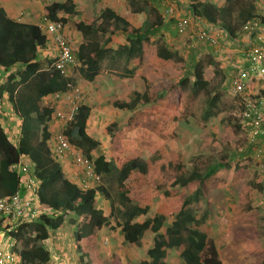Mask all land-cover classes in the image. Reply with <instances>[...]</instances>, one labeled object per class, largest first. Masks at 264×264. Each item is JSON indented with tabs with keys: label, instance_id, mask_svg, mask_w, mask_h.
Returning <instances> with one entry per match:
<instances>
[{
	"label": "trees",
	"instance_id": "obj_1",
	"mask_svg": "<svg viewBox=\"0 0 264 264\" xmlns=\"http://www.w3.org/2000/svg\"><path fill=\"white\" fill-rule=\"evenodd\" d=\"M255 2L256 0H220V3L213 0H189L188 7L193 17H201L206 25L217 27L227 36H233L247 20L257 18L259 22L264 21L263 13L258 10ZM162 3V0H124V5L130 12L145 13L146 19L138 26L108 6L100 8L93 17H74L75 5L72 0L46 2L42 7V15L61 22L67 20L64 16L67 15L74 28L80 32L82 40L77 44L74 56L78 61L75 73L82 78L92 80L104 60L110 59V64L114 60L118 62L119 59L115 57L121 54L125 59L120 70L129 69V73L144 80L146 77L141 71V65L145 54L151 67L163 74L162 67L179 61L186 73L183 72L177 79V86L183 89L190 83L188 93L191 95L200 91L209 93L204 117L215 115L219 86L210 85L209 78L205 75V64H213L215 68L217 63L208 57V45H198V40L193 35L187 46L188 62L185 64L184 58L159 36L150 38L160 31L163 15L159 8ZM171 18L172 15H169L168 19L172 22ZM115 33L123 35L127 42L112 48L109 42ZM45 43L46 36L36 23L12 19L0 6V67L8 71L16 64L18 66L15 71H8L0 78V95L3 91L6 92L14 113L22 118L16 142L9 138L0 122V195L19 189V177L10 165L24 154L31 159L34 172L40 180L37 192L39 206L47 209L35 219L13 228L11 233L15 238L19 264H43L48 260V250L37 243L48 236L49 230L61 227L68 212H73L78 217L76 223L75 220L72 222L75 251L81 264H124L120 258L118 262H107L99 253L98 232L110 217L116 218L113 225L119 229L120 240L132 246L140 243L145 230L154 234L152 245L145 252L146 259L129 264H166L164 258L172 248H180L179 255L185 264H225L212 240L214 230L206 222L207 211L194 213L189 207L199 200L207 179L213 176L218 167L228 166L229 159L223 157L217 160L205 172H200L195 167L189 169L178 151L176 127L180 118L176 110L167 108L152 90L148 92L146 84V90L134 92L129 101L117 98L112 101L121 109L133 110L137 105L140 106L127 120L130 124L127 129L132 132L125 143L116 145L118 137L114 131L111 132L110 158L102 153L92 158L91 151L99 141L85 130L90 109L86 104L79 107L69 125L63 128L69 141L92 159L95 171L104 179L113 180L109 185L106 184L112 189V193L103 184L82 189L65 176L49 146L51 134L48 121L53 109L44 103L43 97L62 89L64 80L57 70L49 66L51 59L40 57V49L45 47ZM200 48H207V57L194 56L196 49ZM128 59L134 60L132 67H127ZM110 66H114V63ZM211 90H214L212 95ZM144 121H152L154 124L147 145L146 142L138 141L135 134L134 123ZM233 121L237 126L244 122L242 119L240 122ZM257 141L264 145V135H259ZM139 143H144L145 146L137 152L135 146ZM248 146L244 152L238 151V156L247 154L249 148L252 152L253 145ZM254 158L257 161V157ZM251 183L258 192H263L264 177L257 175L256 180ZM98 193L108 198L106 215L96 205ZM155 197L159 198V202L153 213L140 219L148 212ZM238 209L245 215L251 213L254 206L248 201ZM220 217L221 223L229 221L226 215ZM167 218H170V222L164 225ZM263 239L264 236L250 237L252 252L264 250ZM88 244L91 246L90 250L87 248ZM261 264H264V257Z\"/></svg>",
	"mask_w": 264,
	"mask_h": 264
},
{
	"label": "rangeland",
	"instance_id": "obj_2",
	"mask_svg": "<svg viewBox=\"0 0 264 264\" xmlns=\"http://www.w3.org/2000/svg\"><path fill=\"white\" fill-rule=\"evenodd\" d=\"M44 1L49 2L51 0ZM75 1L78 11V13L75 14V17L77 18L93 17L97 14L98 9L106 4H114L116 8L119 7V9L122 10V12L124 11L125 14L133 16L132 12H130L120 0ZM213 1L220 3V0ZM255 4L257 8L258 5L260 8L264 4V1L261 0L260 5L259 0H256ZM139 16V18L144 17L143 14H139ZM196 21L198 20L191 21L192 25L200 24V22L197 23ZM68 23L69 26H73L71 19ZM191 28L193 29L194 27ZM175 31V35H170V38L168 39L169 42H166V44L171 49L176 50L178 54L184 58V63L186 64V62H188V59L185 58V55L187 54L186 50L188 49L187 46L189 40L191 42L189 32L179 34ZM115 38L116 35L111 36L109 42L110 45L116 43ZM160 38H162V36ZM211 49L212 50L209 51L210 53L213 52V47ZM198 50L196 49L195 56H202L201 52L196 55ZM205 57H207V55H205L204 58ZM108 61L111 60L108 59ZM113 62H115V60ZM172 64L173 65L161 68L164 71V74L160 72L159 74H156L153 71L154 69H151V65L144 60L141 71L143 74L145 73V76L150 80V86L147 88L148 92L152 90V92L156 93L158 100L163 102L167 108L176 110L180 118L176 127V139L181 159H183V162L189 169L195 167L200 172H205L209 165L215 164L217 160H220L223 157H227L230 161L228 166L218 167L213 176L207 179L203 192L198 198L199 200L194 201L189 207V210L194 213H201L203 210L207 211L206 222L210 224L214 230L212 240L214 241L217 250H219L220 255L223 257L225 264H261V260L264 257V250L256 253L252 252L250 249V244L252 243L250 237L255 236L256 238H261L264 236V190L263 192H258L257 189L252 186L251 182L256 180L257 175L263 178L264 169H262V166L255 160L254 157L256 156L253 149L251 152V149L249 148L247 151L248 155L243 153L238 156V151L241 150L244 152L245 149L249 147L247 144L248 127L242 123H240V126H237L233 121H241L239 117L240 96H238L232 89L231 80H228L229 83H227L228 81L223 82L222 86L218 87L219 99L216 108L217 113L205 118L204 111L207 108L206 99L207 96H209V93L200 91L196 95H191L188 93L190 83H188L187 87L183 89L180 86H177V79L183 74V72L186 73V71L183 69L181 62L175 61ZM110 65L111 64L108 65L107 61L104 60L102 62L103 67L100 76L96 77L94 82H91L90 84L104 86L107 84L110 85L109 83H111L112 86H124L125 84L128 86H130V84L137 85V83L131 81L128 77L118 75L115 71H109L111 70ZM119 65H123V62L121 64L119 63ZM205 65V75L209 78L214 66L210 63ZM217 66L215 67L216 69L218 68ZM75 72L74 78L77 82H80L82 77ZM169 76L172 78H169ZM127 89V96L133 97L134 94H131V92H133L131 89L135 90L134 87L130 86V88L128 87ZM119 91L120 90H117L118 94H120ZM213 92L214 90H211L210 95H212ZM250 96L253 97L252 94ZM139 106L140 104L136 106L134 112L131 110H125V113L119 112L115 124L108 125L105 128L110 135L112 131L116 133V137H118L115 141L116 145L119 146L121 143H125L126 140L131 137L132 130L127 129L130 124L126 121L128 117H131L138 110ZM134 125L136 126V139L141 142H146L147 145V140L149 138L151 139L150 133L151 128L154 125L153 122L144 121L140 124L139 122L138 124L136 122ZM110 135H105L102 138L103 143L107 146V150L104 149V151H107V155H109L110 152ZM145 137L146 140L143 141ZM144 146V143L136 145L137 152H140ZM136 148L134 149L136 150ZM112 181L113 180L110 178L104 179V177H102L100 182L107 186L106 184L109 185V182ZM107 187L110 193H112V189H110L109 186ZM248 201L252 202L254 209L251 213L244 215L238 208ZM158 202L159 198L155 197L154 203L148 212L139 218L141 219L144 216L151 215ZM96 205L103 209V214L106 215L108 213V198L102 193H98L96 197ZM224 215L227 216L229 221L221 223L220 216ZM68 216L75 217L73 213H69ZM68 216H66V218ZM114 219L113 217H110L107 221L109 224L107 223L103 225L99 231V253L102 259L113 263L118 262V258H120L124 264L136 263L139 258L146 259L143 244H145L144 241L146 240V234L148 233L143 234L142 242L132 247V245L120 240L119 229L113 225ZM77 221L78 217H75V223ZM169 222L170 218H167L164 221V225ZM64 227L69 228L72 226L69 221H65ZM262 245H264V239ZM172 250L173 249H170L169 257L173 255ZM173 256H175L174 259L180 258L178 263L185 264L182 258L177 254V249H175ZM169 263L171 262L169 261ZM76 264H78V262H76Z\"/></svg>",
	"mask_w": 264,
	"mask_h": 264
},
{
	"label": "crops",
	"instance_id": "obj_3",
	"mask_svg": "<svg viewBox=\"0 0 264 264\" xmlns=\"http://www.w3.org/2000/svg\"><path fill=\"white\" fill-rule=\"evenodd\" d=\"M75 5V14L78 13L77 8H76V1L72 0ZM170 1V0H168ZM264 1V0H263ZM122 4H124V0H120ZM172 5L174 7L173 9V16H172V22L170 21L169 16L164 15V7L165 4L162 3L160 5V10L159 12L162 13V25L160 26V31L157 33V35L151 36L150 38L152 39L153 37L159 36L163 39L165 42H169L170 35L174 34L175 31V18L178 16H188L193 20H198L196 21L197 23H204V20L201 17H193L190 12H189V0H171ZM46 2L44 0H0V6L3 8L4 12L6 15L12 19H16L22 22L26 23H36V21L40 18L42 15V7L43 4ZM259 4L261 5V0H259ZM104 6H108L114 11H116L118 14L124 16L128 21H130L133 25L138 26L140 25L143 20L146 19V15L143 12L139 13H132L133 16L125 14V12L114 6V4H106ZM102 6V7H104ZM101 7V8H102ZM259 8V5H258ZM100 9V8H99ZM98 9V10H99ZM263 13L264 17V4L259 8V11ZM128 11V10H127ZM139 14H143V18H139ZM138 15V16H136ZM67 17V20L63 23L64 26V32L66 33L68 39L70 40V44L72 45L73 52L77 47V44L82 40L81 34L78 30L74 28V26H69L68 22L70 21V17L67 15H64ZM75 17V15H74ZM171 17V16H170ZM141 19V20H139ZM139 21V22H138ZM209 27L214 28L213 26L209 25ZM193 27V26H192ZM170 31V33H169ZM162 32V34H161ZM189 32L190 38H192V33L191 31ZM219 33V41L216 45H212L213 47V52L211 51L212 47L208 46V57H210L211 60H215V62L218 65V68H212L213 70L211 71V74L209 76V81L210 85L212 86H222L223 82H227L228 80H231V84L233 83L234 77L237 76L238 72L245 70L248 61L245 58L242 49L248 44V43H255V44H261L264 46V21H261L259 24L258 28H256L251 34L248 32H244L241 30H237L233 36H227L226 33L223 30H218ZM116 35V43L111 45L112 48H115L117 44L119 43H124L127 42L124 38L123 35L119 34H114ZM175 35V34H174ZM99 38L102 39L101 36ZM172 40V39H170ZM189 40V39H188ZM190 44V40H189ZM207 49V48H205ZM204 48H200L197 52L202 53V56L198 55L195 57L198 58H204L206 55V51ZM40 57L45 58V59H53L55 55V50L53 45L50 42L45 43V47L40 49ZM210 54V55H209ZM187 55V54H186ZM185 55V56H186ZM115 58L119 59L118 62H112L111 64L114 63V66H111V70L109 71H115L118 73V75H121L123 77H128V79H131V81L137 83V85H132L130 86L134 87L135 90L131 89L133 92H144L146 90V86L150 85L149 82L150 80L145 76V73L143 74L144 77H146V80H144L141 77H138L136 74H131L129 73L128 70H120L122 68L121 64L125 57L121 54L120 56H116ZM186 58V57H185ZM144 60L147 63V54L143 56L142 59V64H144ZM107 64L109 65L110 62ZM128 64L127 67H132L134 60L128 59ZM50 66V65H49ZM102 65H100V69L98 73L94 76L92 80H86L82 78L80 82H78L83 88V90L86 93V98L84 101V104L89 106V114L86 118L85 122V130L86 132L93 137L94 139L99 141V144L91 151L92 158H94L96 155L102 153L106 156V158H110L111 154V143H110V152L109 155H107V151H104V149L107 150V146L103 143L102 138L105 135H110L108 130L105 129L108 125L115 124V121L117 120V116L119 115L118 113H125V110L128 109H121L113 104V99H121V100H126L129 101L132 96H127L128 95V85H119V86H112L111 83L110 85H99V84H90L91 82L93 83L96 77L100 76V73L102 71ZM18 68L17 64L10 67L8 71H15V69ZM143 68V65H141V69ZM152 69V67H151ZM8 71H5L2 67H0V78H2ZM76 70H74L75 72ZM156 74H159V72L153 70ZM222 72V73H220ZM111 73V72H110ZM109 73V74H110ZM116 73V74H117ZM122 73V74H121ZM110 76V75H108ZM117 76V75H116ZM249 76V75H248ZM108 78V77H107ZM212 78V79H210ZM224 78V79H223ZM109 79V78H108ZM224 80V81H222ZM229 81L227 83H229ZM246 92L253 94L254 98H261L264 97V76L263 77H258V76H249L246 79ZM129 84V83H128ZM147 84V85H146ZM142 86V87H139ZM248 88V89H247ZM117 90H120L118 94ZM114 92V93H113ZM108 95V96H107ZM123 95V96H122ZM50 98V94H47L46 96L43 97L44 103L48 104ZM112 107V108H111ZM136 110L133 109L131 110L134 112ZM129 111V110H128ZM123 115V114H122ZM129 118V117H128ZM128 120V119H127ZM0 122L2 126L4 127L7 135L9 138L13 139V142H16L17 139L19 138L20 135V129H21V123H22V118L17 116L14 113V110L12 108L11 103L7 100V94L5 91H3L0 95ZM125 122V121H124ZM127 122V121H126ZM62 127V123L57 120L54 117H51V119L48 121V129L50 131V134L52 135L54 132L59 130ZM66 127V126H65ZM107 132V133H106ZM111 136V135H110ZM111 139V137H110ZM111 141V140H110ZM103 148V149H102ZM61 164L64 174L67 178L70 180L74 181L77 183V176L80 173V169L78 166L74 165L72 158L68 156L64 160L59 161ZM23 189L20 191L22 192ZM69 213L73 212H68L67 216ZM74 214V213H73ZM75 217L77 215L74 214ZM75 217L73 216H68L64 222L69 221L70 225L72 227H64V223L61 227H57L55 229L49 230L48 236L37 244L43 245L45 249L48 250L49 258L46 262L43 264H81L80 261L77 258V253L75 251V246H74V237H73V222L72 220H75ZM68 219V220H67ZM72 222V223H71ZM101 230V228H100ZM99 230V231H100ZM99 233L98 232V243H99ZM146 234V240L144 241V251L146 252V249L149 248L152 245L153 241V236L154 234L148 230H145L141 237H140V242H142V237L143 234ZM12 234V233H11ZM102 236V235H101ZM100 245V244H99ZM135 246V245H134ZM133 247V246H132ZM89 250L91 249V246L88 244L87 247ZM15 251L17 252L16 248H14ZM173 250V255L175 252V248H172ZM180 248H177V254L179 255ZM170 250L167 251V255L164 258L166 261V264H180L178 263L179 259H174L175 256H170L169 257ZM18 254V253H17ZM172 254V253H171ZM19 257V254H18ZM172 257V259H171ZM180 257V255H179ZM144 259V258H142ZM141 258L138 259L142 260ZM169 261L171 263H169ZM19 264V261L18 263Z\"/></svg>",
	"mask_w": 264,
	"mask_h": 264
},
{
	"label": "built area",
	"instance_id": "obj_4",
	"mask_svg": "<svg viewBox=\"0 0 264 264\" xmlns=\"http://www.w3.org/2000/svg\"><path fill=\"white\" fill-rule=\"evenodd\" d=\"M162 1L165 4L164 15H172L174 8L171 0ZM191 21L192 19L188 16L176 17V32L183 34L193 26L191 33L198 40L196 42L198 45L205 43L212 47L218 43L221 33L218 32L217 27L212 28L204 23L192 25ZM260 23L257 18L247 20L241 25L240 30L251 34ZM36 25L45 34L46 42H50L54 47L55 55L49 64L50 67L57 70L64 80L63 88L50 93L48 101L53 109L52 117L62 123V127L49 138L52 155L58 162L70 156L74 165L80 169L77 176L78 186L82 189L94 187L100 183L101 175L95 171L92 159L87 157L79 147L73 145L63 131L86 98L85 91L74 78L78 61L60 20H50L41 15ZM242 51L248 65L234 77L232 89L240 96L239 117L248 127L247 144L253 145L257 161L264 169V145L257 141L259 135H264V97L253 98L246 92L247 77L264 76V46L250 42ZM10 168L19 177V189L0 195V264H17L19 261L14 249L15 238L11 234L13 228L47 211L46 208L39 206L37 192H39L40 180L34 172L31 159L23 154L17 162L10 165ZM21 189H23L22 192Z\"/></svg>",
	"mask_w": 264,
	"mask_h": 264
},
{
	"label": "clouds",
	"instance_id": "obj_5",
	"mask_svg": "<svg viewBox=\"0 0 264 264\" xmlns=\"http://www.w3.org/2000/svg\"><path fill=\"white\" fill-rule=\"evenodd\" d=\"M238 96H239V94H237ZM101 180H102V176H101ZM77 184V183H76ZM99 184H101V182L99 183ZM78 185V184H77Z\"/></svg>",
	"mask_w": 264,
	"mask_h": 264
}]
</instances>
